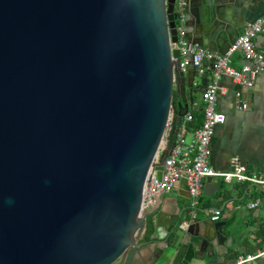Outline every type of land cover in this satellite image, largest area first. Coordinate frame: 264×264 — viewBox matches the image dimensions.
<instances>
[{"label":"water","instance_id":"95a60500","mask_svg":"<svg viewBox=\"0 0 264 264\" xmlns=\"http://www.w3.org/2000/svg\"><path fill=\"white\" fill-rule=\"evenodd\" d=\"M254 1L185 0V38L225 54ZM174 3L0 0V264H131L148 245L235 263L158 222L156 244L140 242L157 213L141 210L145 179L155 157L161 176L173 94L179 126L195 75L170 48Z\"/></svg>","mask_w":264,"mask_h":264},{"label":"crops","instance_id":"0c3cea01","mask_svg":"<svg viewBox=\"0 0 264 264\" xmlns=\"http://www.w3.org/2000/svg\"><path fill=\"white\" fill-rule=\"evenodd\" d=\"M263 15L264 0H255L251 10L233 32L235 39L242 33L246 23ZM254 43L256 49L264 54V33L257 36ZM244 64L253 66L244 60L241 52H236L232 56L231 66L240 69ZM205 82V78L196 73L191 81H185V99L191 100L187 113L193 116V121L187 125L190 132L186 137L188 141L192 130L202 122L200 94ZM219 87L224 92L218 95L217 109L225 115V122L215 128L210 145L209 165L218 172H229L235 165H243L248 173L264 174V74H257L250 88L235 84L228 77L219 81ZM180 101L179 95L174 93L172 106L174 104L175 112L171 107L174 131L178 128L175 121ZM241 103L246 104L245 110L237 108ZM182 120L183 117L181 122ZM172 141L173 136L169 138L166 148H161L160 155L168 154ZM263 195L264 186L233 180L225 182L222 178L212 177L210 182L205 179L198 205L192 210L185 183L180 181L173 192L157 198L152 208L157 213L147 219L151 222L153 233L146 242L155 243L154 229L158 222L162 235L168 233L169 229H181L185 232L183 242L187 243L189 239L203 241L202 247L208 249V254L219 262L222 259L236 261L240 256L255 254L264 250V207L250 209L248 204ZM213 210L220 211L216 220L211 219ZM171 237L176 239L174 234ZM158 247L148 245L147 248L140 249L131 264H156ZM169 261L170 264H176L170 259ZM258 263L264 264V256L258 259Z\"/></svg>","mask_w":264,"mask_h":264},{"label":"built area","instance_id":"2783aa9c","mask_svg":"<svg viewBox=\"0 0 264 264\" xmlns=\"http://www.w3.org/2000/svg\"><path fill=\"white\" fill-rule=\"evenodd\" d=\"M185 4V0H175L173 14L176 42H170V48L179 52V62L176 67L180 71L185 72L187 67L192 65L195 73L206 80L200 94L202 122L199 127L192 130L191 139L188 141L186 137L190 132L187 125L193 121L192 114L186 113L174 131L172 108L170 109L160 150L166 148L171 136H173V145L163 161L160 177L157 176L154 168L159 158L155 157L151 164L142 191L141 210L143 211L152 209L159 196L173 192L180 181L185 183L192 210L198 205L203 183L208 177L222 178L225 182L233 180L264 186V174L248 173L243 165H235L229 172H218L209 165L210 145L215 128L225 122V115L217 109L218 95L224 92V89L219 87V81L223 77H228L233 83L250 88L255 76L259 73L264 74V54L256 49L254 43L257 36L264 33V15L246 23L242 33L237 36L226 53L219 54L203 46L192 44L185 38ZM236 52H241L244 60L252 63L253 66L244 64L240 69L233 68L231 60ZM237 108L245 110L246 104L241 103ZM261 206L264 207V195L248 204L250 209ZM219 215V210L211 211L212 220H216ZM262 256L264 250L255 254H246L238 257L235 264H259L258 259Z\"/></svg>","mask_w":264,"mask_h":264},{"label":"trees","instance_id":"16d2710c","mask_svg":"<svg viewBox=\"0 0 264 264\" xmlns=\"http://www.w3.org/2000/svg\"><path fill=\"white\" fill-rule=\"evenodd\" d=\"M172 107H173V110H174V112H175V106H174V104H173ZM173 126H174V122H173V124H172V127H173ZM170 138H172V136H171ZM152 233H153V229H152L151 222L149 221V222L147 223V226H146V232H145L144 240H145V241H149L150 236H151Z\"/></svg>","mask_w":264,"mask_h":264},{"label":"rangeland","instance_id":"374dc122","mask_svg":"<svg viewBox=\"0 0 264 264\" xmlns=\"http://www.w3.org/2000/svg\"><path fill=\"white\" fill-rule=\"evenodd\" d=\"M156 264H170V261L164 258L157 260Z\"/></svg>","mask_w":264,"mask_h":264},{"label":"flooded vegetation","instance_id":"af4514ba","mask_svg":"<svg viewBox=\"0 0 264 264\" xmlns=\"http://www.w3.org/2000/svg\"><path fill=\"white\" fill-rule=\"evenodd\" d=\"M148 222V221H147ZM140 242H146L145 240H144V237L140 240Z\"/></svg>","mask_w":264,"mask_h":264}]
</instances>
